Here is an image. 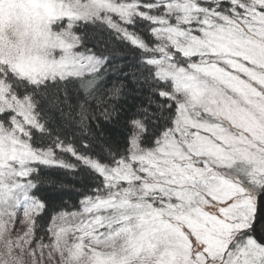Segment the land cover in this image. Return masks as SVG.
Returning <instances> with one entry per match:
<instances>
[{
	"label": "snow or ice",
	"instance_id": "6c2138e0",
	"mask_svg": "<svg viewBox=\"0 0 264 264\" xmlns=\"http://www.w3.org/2000/svg\"><path fill=\"white\" fill-rule=\"evenodd\" d=\"M0 264H264V0H0Z\"/></svg>",
	"mask_w": 264,
	"mask_h": 264
},
{
	"label": "rangeland",
	"instance_id": "374dc122",
	"mask_svg": "<svg viewBox=\"0 0 264 264\" xmlns=\"http://www.w3.org/2000/svg\"><path fill=\"white\" fill-rule=\"evenodd\" d=\"M258 230L260 229V225H257Z\"/></svg>",
	"mask_w": 264,
	"mask_h": 264
}]
</instances>
